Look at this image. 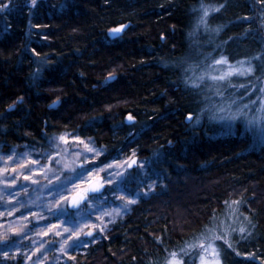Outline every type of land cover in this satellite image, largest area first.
Instances as JSON below:
<instances>
[{"label":"trees","instance_id":"16d2710c","mask_svg":"<svg viewBox=\"0 0 264 264\" xmlns=\"http://www.w3.org/2000/svg\"><path fill=\"white\" fill-rule=\"evenodd\" d=\"M0 2L8 3L0 10V156L46 155L55 143L49 137L67 133L87 143L91 137L93 146L105 149L91 164L124 160L133 149L138 162L152 161L145 168L156 180L154 192L127 202L94 243L81 236L86 246L75 245L59 264H164L168 251L193 242L234 204L245 230L223 245L222 264H264V143L241 122L230 127L207 116L195 126L185 121L206 95L217 103L248 102L245 88L264 68V3L204 0L223 5L207 18L220 31L201 26L189 36L200 0H37L34 7L30 0ZM121 24L122 33L112 37L109 30ZM209 53L223 55L232 67L251 64L253 72L216 81L205 76L199 93L186 88L176 66L184 58L199 64L197 75L205 67L211 75L227 71L229 64L206 60ZM110 73L114 79L106 83ZM215 87L223 98L213 94ZM71 150L69 157L76 152ZM75 159L59 169L58 180L44 183L48 190L81 172V158ZM124 176L127 191H143L136 166ZM63 205L72 217L76 209ZM14 229L23 232V226ZM15 237H0V248ZM194 250L180 254L183 264H196L190 262Z\"/></svg>","mask_w":264,"mask_h":264},{"label":"rangeland","instance_id":"374dc122","mask_svg":"<svg viewBox=\"0 0 264 264\" xmlns=\"http://www.w3.org/2000/svg\"><path fill=\"white\" fill-rule=\"evenodd\" d=\"M54 142L50 152L43 156L12 154L11 159L8 158L9 156H0V237L16 236L12 243L0 248L1 264H4V261H21V264H59L65 261L71 248L76 245L74 242L78 243L83 235L85 238H90L86 237L85 233L93 224L105 228L123 211L121 206L128 202L132 194L122 185L120 187L124 188L123 193L117 191L113 195L111 191H108V195H105L106 199H92L91 203L87 200L85 204L75 208L72 217H68L63 212L65 197L70 200L74 192L88 187L87 181L97 175L104 177L108 171L121 169L113 165L112 169H104L93 173L92 176H85V183H81L77 174L66 179L62 186L48 190L44 183L58 180L61 177L59 169L67 168L71 162L76 161V153H80L78 156L81 158L80 166L85 155L89 157L95 155L88 153L82 143L69 136L67 143L59 139ZM69 147L73 148L72 152L76 151L73 157H69ZM33 160L37 162L33 164ZM87 163L91 164L90 160ZM127 168L125 164L123 175ZM25 176L30 178L25 179ZM13 179L15 183H11ZM118 185L119 181L116 180L113 185L105 184L104 187L112 189ZM76 222L79 223V228ZM30 224L33 226L30 227ZM245 224L246 219L237 205L229 206L224 214L210 225L209 229L213 231L204 232L205 235L223 237V239L214 240L216 255L212 256L211 250L208 253H202L199 247H195L190 262L196 259V264H201L203 255L210 264H217V262L222 264L223 245L229 244L231 236L241 232V228L245 230ZM18 226H23V232L15 231L14 228ZM77 230L80 232L79 238L72 236L68 239L72 232ZM225 230L229 233L223 232ZM57 232L60 235H57ZM97 234H99L98 230L93 229V236Z\"/></svg>","mask_w":264,"mask_h":264},{"label":"snow or ice","instance_id":"6c2138e0","mask_svg":"<svg viewBox=\"0 0 264 264\" xmlns=\"http://www.w3.org/2000/svg\"><path fill=\"white\" fill-rule=\"evenodd\" d=\"M11 0H9V3ZM37 0H30V4L34 7L36 5ZM261 3H264V0H260ZM223 5L219 6H213L209 4H205L204 0H200L199 4V11L200 15H198L196 19V25L194 26L193 30L188 33L189 36L195 35L196 31L203 26L204 30L206 32H216L218 33L220 31L221 26H217L215 28H212L208 23V16L210 12L212 11H218L219 7H222ZM8 7V3L0 2V10L6 9ZM193 11H197L196 8L193 9ZM125 26L123 24L119 25L118 27H114L109 30L110 35L112 37H116L124 28ZM33 52H35V49H32ZM39 53H37L38 55ZM205 59H211L212 64H229L227 61V58L223 55L219 56L218 58L212 57L211 53L207 54L205 56ZM165 67H167L168 62H164ZM176 63V62H174ZM237 64L240 65V67H232L230 64L227 68V71L220 74V75H211L210 72L207 71V67L201 72L200 75H197V69L199 68V64L194 63L190 61L188 58L182 59L179 63H176V66L181 69V71L184 73L183 76V82L186 86V88H190L193 91L203 92L204 89L200 88V84L204 82L205 76H208L209 79L216 81V80H224L227 76L231 75L232 73H236L239 75H248L249 73L253 72V66L249 64L247 67L243 66L242 61H237ZM264 64V62H262ZM41 69H37V72H40ZM191 72V75H188V73ZM109 79H114V76L112 74H109V78L106 79V83ZM254 79L257 81L255 84H250L248 87L245 88L244 95L248 96V102L247 103H240L237 104L236 100H233L231 98H223L224 92L220 89V87L214 88V95L222 97L223 99L217 103L211 99L209 96H205L204 100L205 103H203L201 106H199L197 109L193 111H189L185 115V121L190 126L199 125L202 120L207 116V119L209 122H223L228 124L230 127L237 122H241L244 127L249 130L254 136L259 138L261 143H264V68L261 70V76L254 77ZM208 88H212L214 86L206 85ZM254 97V98H253ZM22 99V98H21ZM55 105H50V107ZM12 106L10 105L9 108ZM134 117L131 114H128L127 120L131 121ZM73 140L79 141L84 145V148L87 150L88 153H94L95 155L92 157H89L85 155L84 161L81 162V172L78 174L79 179L81 183H85L84 177L85 176H92L93 173H98V171L104 170V169H112L113 165H117L121 170L120 171H108L106 172V175L104 177H99L98 175L94 177L91 180L87 181L88 187L81 188L78 191L74 192L72 194V197L70 200H66V204L70 203L73 207H79L81 201L88 200L89 203H91L92 199H106V196L104 195L105 192L111 191L113 195L116 194L117 191H120L121 193L124 192V188L120 187L122 185H125L127 177L123 175V168L126 164L128 168H131L133 165H136L137 170L139 172L140 179L139 183L143 186V191H141L140 188H137V190L131 194V196L128 198V203H135L137 199H140L144 196H147L154 192V189L156 187V180L152 179V175L148 172V169L145 168V165H149L151 167L152 161L151 160H143L139 161L136 159L135 156V150L133 149L132 155L125 158L123 161L118 159L117 157H113L112 159H105L101 161L99 164H88L87 162L89 160H94L96 156L101 155L103 151H105L104 148H97L94 145V141H92L91 137H88V141L91 143H86L79 134L71 137ZM55 139L63 140L65 143H67L68 140V134H61L59 137H56L55 135L49 137V143H53ZM171 143V141H169ZM254 146V145H253ZM14 154V153H13ZM21 156L27 155L26 153L20 154ZM77 156L80 155V153H76ZM11 159V156L8 157ZM37 161L33 160L32 163L35 164ZM87 164V166H84ZM6 170V169H5ZM15 170V169H14ZM30 177L25 176V179H29ZM156 179L162 180L163 177L160 176L159 173H156ZM118 180L119 185L112 189H105V184L107 185H113L114 181ZM11 183H15V180L13 179ZM93 194L91 197L89 194ZM235 203V202H234ZM125 210L127 209V205H122ZM77 223V228H79V223ZM93 229H97L99 233L104 232L103 227H99L96 224H93L91 226V229L85 233L86 237H90L91 239L88 241L90 243H94L97 239L96 236H93ZM65 231H68V229H65ZM209 233L213 231V229H207ZM241 232L244 231L243 228L240 229ZM57 235H60L59 232L56 233ZM72 236H76L79 238L80 232L73 231L72 234L68 237V239H71ZM159 239V238H157ZM215 239H223L222 236H215V235H205V233H200L199 236L193 238V242L185 241L182 245L178 246L176 249H173L171 251H168V255L165 258L164 264H183V260L180 254H187V249L193 248V247H199L202 253H208L211 250V255L215 256V245L214 240ZM66 242V241H65ZM163 243V241H161ZM76 246H86V242L83 240H79L78 243L74 242ZM167 251V250H166ZM6 255V253H5ZM201 264H210L209 261H206L204 259V256H201ZM218 264V262H217Z\"/></svg>","mask_w":264,"mask_h":264},{"label":"water","instance_id":"95a60500","mask_svg":"<svg viewBox=\"0 0 264 264\" xmlns=\"http://www.w3.org/2000/svg\"><path fill=\"white\" fill-rule=\"evenodd\" d=\"M123 30H124V28H123ZM123 30H122V31H123ZM122 31H121V32H120L118 35H120V34L122 33ZM118 35H117V36H118ZM128 122H129V123H132V122H133V120H131V121H128ZM89 195H92V194L90 193ZM86 201H87V199H86V200H84V201H81L80 205H82V204H83V203H85ZM71 206H72V205H71ZM72 208H74V209H75V208H77V207H73V206H72Z\"/></svg>","mask_w":264,"mask_h":264}]
</instances>
